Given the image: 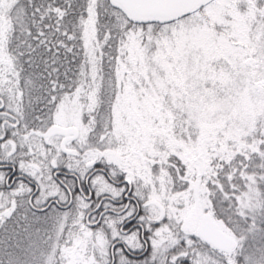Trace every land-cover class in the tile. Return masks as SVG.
I'll use <instances>...</instances> for the list:
<instances>
[{"label": "snow or ice", "instance_id": "1", "mask_svg": "<svg viewBox=\"0 0 264 264\" xmlns=\"http://www.w3.org/2000/svg\"><path fill=\"white\" fill-rule=\"evenodd\" d=\"M0 264H264V0H0Z\"/></svg>", "mask_w": 264, "mask_h": 264}]
</instances>
